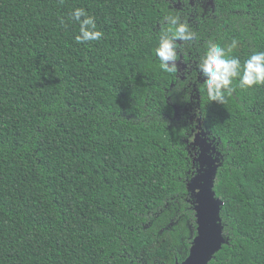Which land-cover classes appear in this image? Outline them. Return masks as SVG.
Returning a JSON list of instances; mask_svg holds the SVG:
<instances>
[{
  "label": "trees",
  "instance_id": "trees-1",
  "mask_svg": "<svg viewBox=\"0 0 264 264\" xmlns=\"http://www.w3.org/2000/svg\"><path fill=\"white\" fill-rule=\"evenodd\" d=\"M76 8L100 40L76 41ZM165 16L197 33L174 74L155 54ZM209 41L241 65L264 51V0H0V264L183 262L199 130L222 202L207 264H264V85L211 101Z\"/></svg>",
  "mask_w": 264,
  "mask_h": 264
},
{
  "label": "clouds",
  "instance_id": "clouds-1",
  "mask_svg": "<svg viewBox=\"0 0 264 264\" xmlns=\"http://www.w3.org/2000/svg\"><path fill=\"white\" fill-rule=\"evenodd\" d=\"M69 19L79 23V34L75 37L78 43L98 41L102 38L103 32L97 30L95 18L88 15L84 8L74 9ZM164 21L169 26L165 34L160 36L155 54L160 61V69L174 74L178 71V42H191L197 39V33L187 22H181L179 16H165ZM236 46L237 41L234 39L227 51L230 52ZM198 70L205 78L208 98L213 102L223 103L225 95H231L233 92V81L236 78L243 88L264 85V51L252 53L241 65L239 58L228 56L224 47L209 41L207 50L198 64Z\"/></svg>",
  "mask_w": 264,
  "mask_h": 264
},
{
  "label": "water",
  "instance_id": "water-1",
  "mask_svg": "<svg viewBox=\"0 0 264 264\" xmlns=\"http://www.w3.org/2000/svg\"><path fill=\"white\" fill-rule=\"evenodd\" d=\"M192 144L199 148L197 160L203 167L202 172L194 176L187 184L195 198L196 236L192 240L187 258L175 264H207L210 257L221 248L223 242L218 224L222 202L215 196L211 184L218 165L211 155V144L203 130H199L194 135Z\"/></svg>",
  "mask_w": 264,
  "mask_h": 264
}]
</instances>
